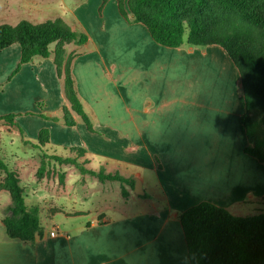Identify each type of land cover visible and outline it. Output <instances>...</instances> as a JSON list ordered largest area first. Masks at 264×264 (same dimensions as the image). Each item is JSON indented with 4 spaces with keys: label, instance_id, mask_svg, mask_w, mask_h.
<instances>
[{
    "label": "crops",
    "instance_id": "1",
    "mask_svg": "<svg viewBox=\"0 0 264 264\" xmlns=\"http://www.w3.org/2000/svg\"><path fill=\"white\" fill-rule=\"evenodd\" d=\"M96 8L100 17H87L86 7L84 16L75 11L65 21L88 36L86 44L65 48L74 57L76 90L94 132L75 114L74 126L64 124L68 103L53 57L21 64L18 44L0 51V116L18 115L19 127L3 120L0 126L4 132L17 129L22 145L37 143L46 129L49 149H83L85 165L98 157V170L139 181L142 195L126 189L139 210L109 216L101 204L73 212L54 205L48 214L52 227L45 229L40 220L41 234L23 242L6 234L3 220L12 200L0 190V264H190L182 212L201 202L234 215L249 207L256 212L264 197V164L245 153L241 76L227 52L215 44L164 47L143 24L128 22L117 0H98ZM5 144L0 158L20 183L29 176L40 183L31 146H17L21 156ZM54 178L60 186L52 193L67 195V172ZM41 180L43 186L48 176ZM24 196L39 214L50 202ZM54 214L63 215L59 223Z\"/></svg>",
    "mask_w": 264,
    "mask_h": 264
},
{
    "label": "trees",
    "instance_id": "2",
    "mask_svg": "<svg viewBox=\"0 0 264 264\" xmlns=\"http://www.w3.org/2000/svg\"><path fill=\"white\" fill-rule=\"evenodd\" d=\"M120 14L132 23L143 24L152 39L168 48L192 46H221L236 65L242 82L245 113L241 118L248 145L245 153L264 164V139L257 132L253 113L264 111V10L257 0H117ZM217 5L219 10L235 13L240 20L258 29V40L230 35L217 24L206 25L204 13ZM184 13L189 15L185 20ZM88 36L72 28L61 18L43 23L23 20L17 25H0V51L18 44L21 64L35 58L53 57L57 73L63 79V91L68 103L62 108L66 126L76 124L73 115L82 119L88 130L94 132L92 122L79 99L72 73L73 55L68 44L84 45ZM14 114L0 116L9 125L15 123ZM53 120H58L53 118ZM19 127V126H18ZM49 132L41 130L35 147L49 145ZM81 151L83 149H71ZM47 156V155H45ZM59 163L73 164L83 174L96 176L100 181H118L134 188V180L116 174H105L84 169L76 158L50 156ZM43 158V157H42ZM46 162L41 159L37 177L44 176ZM0 190L10 194L12 203L3 220L9 239L34 242L42 232L37 207L25 203L24 189L18 174L0 158ZM128 197L126 190L122 191ZM190 264H264V213L237 216L210 202H201L180 214Z\"/></svg>",
    "mask_w": 264,
    "mask_h": 264
},
{
    "label": "rangeland",
    "instance_id": "3",
    "mask_svg": "<svg viewBox=\"0 0 264 264\" xmlns=\"http://www.w3.org/2000/svg\"><path fill=\"white\" fill-rule=\"evenodd\" d=\"M97 1L98 0H0V25L10 24L15 26L23 20L37 24L57 18H61L68 23V20L72 19V13L74 14L75 11V14H77L79 17L84 16L86 13V7L89 9L91 8L90 12L87 13V17L91 16L92 14H94V16L100 17V9L98 10L96 8L95 11L93 10ZM257 1H259L264 10V0ZM78 16L76 17L78 18ZM203 17L206 25L208 26L215 23L221 28L222 31H228L230 35H237L238 37L242 36L243 38L248 37L251 39V41L258 40V29L256 27L241 21L239 16L235 13L219 10L215 3L211 9L205 11ZM184 18L185 20H188L190 17L188 14L184 13ZM70 23L73 24L72 22ZM78 31L81 32L80 29ZM252 116L257 121L256 127L259 137L264 139V111L256 110ZM6 124L9 126L8 123ZM0 128V143H6L5 146H7L9 150H13L14 152L23 156L21 147L20 150H16L17 146H31L30 151L34 154L33 159H38L39 164H41V159L46 162L44 167V176H42V178H38V181L41 183V179H43L45 176H48V180L45 181V183L43 182V186H45L47 190L42 186V183H37L32 176L21 180V185L25 188L26 200H43L44 196L50 199L47 207L42 206L44 210H42L39 214L42 226L45 227V229L48 230L52 227V221L48 214L51 213L49 209L53 208L54 205H62L65 208V211L73 212V210H92L93 207L101 204L103 209H105V213L109 216H115L119 211H121L119 212L121 214L127 213L128 215L139 210L140 206L136 205V199H127L123 196L122 191L127 189L126 185L118 181H100L96 176L93 177L92 175L81 173V171L77 169L75 165L56 162L50 156L58 155L76 158L77 162L84 169L90 171H101L98 170V164L101 162L100 158L97 157L92 161V163L85 165L82 162V160L85 158V154H83L81 151L79 152L71 150V152H65L61 149H58L56 152L53 149L48 148L50 145H45V147L42 149L38 148V150H35V148L32 147L36 144L33 139V141L30 140L31 144L22 145L21 135L17 129L4 132L1 126ZM101 137L107 138V136ZM108 139L111 138L108 137ZM10 140H13L14 143H10ZM130 144L131 143H122L121 146H130ZM67 154H72V156H64ZM66 172L67 180L65 185L67 187V195H56L52 193L56 191V186H60L59 179L54 177L57 175L59 177L61 176V178H64ZM81 185L85 186L86 188L84 190H79ZM255 208L256 212H253L251 207L244 208L242 210L236 209V211H240L241 214H238L239 216H250L264 213V197L259 201V204ZM54 215H56V222L63 218V215ZM91 215L92 214H90L89 218L92 217ZM87 217L88 216L86 215L79 219L85 220ZM62 229V227H59L60 231Z\"/></svg>",
    "mask_w": 264,
    "mask_h": 264
},
{
    "label": "water",
    "instance_id": "4",
    "mask_svg": "<svg viewBox=\"0 0 264 264\" xmlns=\"http://www.w3.org/2000/svg\"><path fill=\"white\" fill-rule=\"evenodd\" d=\"M140 189H141L140 182L139 181L135 182V187H134L135 193L138 195H142L144 192L142 190L140 191Z\"/></svg>",
    "mask_w": 264,
    "mask_h": 264
},
{
    "label": "built area",
    "instance_id": "5",
    "mask_svg": "<svg viewBox=\"0 0 264 264\" xmlns=\"http://www.w3.org/2000/svg\"><path fill=\"white\" fill-rule=\"evenodd\" d=\"M50 235H51V236H54V235H55V233H54V232H52Z\"/></svg>",
    "mask_w": 264,
    "mask_h": 264
}]
</instances>
